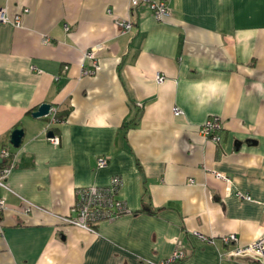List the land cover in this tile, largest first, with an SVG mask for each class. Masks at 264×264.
<instances>
[{
  "label": "crops",
  "instance_id": "1",
  "mask_svg": "<svg viewBox=\"0 0 264 264\" xmlns=\"http://www.w3.org/2000/svg\"><path fill=\"white\" fill-rule=\"evenodd\" d=\"M163 1L170 16L156 20L130 0H0L21 15L0 23V264L157 263L178 243L181 264H252L221 238L244 246L264 232V0ZM44 103L57 123L32 117ZM209 117L219 144L199 132ZM113 176L126 213L94 232L64 224L79 189Z\"/></svg>",
  "mask_w": 264,
  "mask_h": 264
},
{
  "label": "built area",
  "instance_id": "2",
  "mask_svg": "<svg viewBox=\"0 0 264 264\" xmlns=\"http://www.w3.org/2000/svg\"><path fill=\"white\" fill-rule=\"evenodd\" d=\"M140 4H144L148 7L151 14L156 20H163L170 16V9L167 3L163 0H130L131 7H137ZM27 13V9L23 10V14ZM0 23H12L14 26L19 27L21 24V15H16L14 18H9L4 8L0 7ZM116 24L121 28L122 33H128L132 29V23L129 20H116ZM44 43H48V39L43 40ZM99 46H94L84 53V59L90 62L91 70L86 72L93 74L99 69V62L97 59V51ZM164 77L161 75L156 76V82L162 83ZM172 114L176 117L183 115V111L178 107H173ZM50 124L57 123L55 118V110L51 109ZM222 131V122L218 117H209L200 126L199 132L206 139L210 140L214 144H219ZM47 141L52 145L59 144V138L56 135L47 137ZM9 157V152L6 149L0 151V159L6 160ZM107 164V160L100 158L97 161V169L104 168ZM8 173V168L0 170V187L7 188L5 179ZM214 177L223 182L226 186L230 184V179L223 173L214 172ZM190 183H193L191 180ZM123 186V181L118 176H113L109 179L104 186H87L77 191V199L72 211H74V217L63 218V222L66 225H72L79 227L88 232H94L96 226L102 221H112L119 217L121 214L127 212V208L124 202L119 198V192ZM237 197L242 200L251 201L248 195L237 193ZM6 203L0 199V214L6 209ZM207 244H213L214 240L206 238L202 235H198ZM222 243L225 246H232V249L228 251V255L231 258H247L251 260L252 264H264V232L259 238L250 244L240 246L237 244V237L234 234H229L221 238ZM183 251L178 243L176 250L166 259L157 263L148 262V264H181L183 259Z\"/></svg>",
  "mask_w": 264,
  "mask_h": 264
},
{
  "label": "water",
  "instance_id": "3",
  "mask_svg": "<svg viewBox=\"0 0 264 264\" xmlns=\"http://www.w3.org/2000/svg\"><path fill=\"white\" fill-rule=\"evenodd\" d=\"M50 110H51V106L49 104H41L38 109L32 113V117L33 118H42V117H46L49 116L50 114ZM23 130L21 129H15L11 132L10 135V144L14 147V148H18L22 142V138H23ZM48 136H52V133H48Z\"/></svg>",
  "mask_w": 264,
  "mask_h": 264
},
{
  "label": "trees",
  "instance_id": "4",
  "mask_svg": "<svg viewBox=\"0 0 264 264\" xmlns=\"http://www.w3.org/2000/svg\"><path fill=\"white\" fill-rule=\"evenodd\" d=\"M124 129L128 128L127 124L123 126Z\"/></svg>",
  "mask_w": 264,
  "mask_h": 264
}]
</instances>
